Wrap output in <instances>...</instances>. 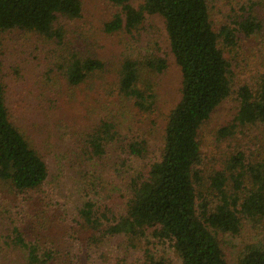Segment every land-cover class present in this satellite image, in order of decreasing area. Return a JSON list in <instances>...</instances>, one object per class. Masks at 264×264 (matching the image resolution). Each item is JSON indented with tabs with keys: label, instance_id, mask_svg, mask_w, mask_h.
Here are the masks:
<instances>
[{
	"label": "trees",
	"instance_id": "1",
	"mask_svg": "<svg viewBox=\"0 0 264 264\" xmlns=\"http://www.w3.org/2000/svg\"><path fill=\"white\" fill-rule=\"evenodd\" d=\"M110 1L121 12L104 24L109 33L131 32L142 23L144 13L161 17L170 54L180 71V95L167 116L160 160L151 163L146 173L130 175L124 213L110 220L98 214L91 201H85L76 215L90 233V241L119 234L141 240L150 234L159 242H169L181 264H227L216 233L236 235L243 220L254 225L264 221V159L252 163L241 151L229 157L224 169L205 177L206 156L199 132L225 101L233 102L235 108L230 124L219 130L220 137L264 129V66L243 73L237 54L243 39L256 36L264 47V21L250 0L229 5L226 20L218 24L211 13L213 0H142L139 9L129 0ZM81 12V0H0V32L19 30L60 42L64 31L55 26L57 21L77 19ZM63 65L62 80L69 90L82 89L104 69L99 59L77 53ZM165 67L162 58L142 63L125 60L113 85L104 92L148 113L154 94L151 88L139 87V71L146 68L161 73ZM5 90L0 76V199L4 196L14 204L20 199L29 210L27 219L15 225L3 217L9 209L0 206V226L8 230L3 243L20 255L23 264H63L53 257L55 250L43 248L39 240L26 235L47 227L43 207L34 201L41 200L50 171L41 150L12 121ZM112 117L103 115L82 133L80 159L102 160L112 154L110 149L120 139ZM124 151L141 157L146 143L129 142ZM246 171L249 176L243 184ZM146 256L149 264L167 262L165 258L154 260L149 251ZM236 264H264V244L247 243Z\"/></svg>",
	"mask_w": 264,
	"mask_h": 264
},
{
	"label": "rangeland",
	"instance_id": "2",
	"mask_svg": "<svg viewBox=\"0 0 264 264\" xmlns=\"http://www.w3.org/2000/svg\"><path fill=\"white\" fill-rule=\"evenodd\" d=\"M213 1L211 13L218 24L228 16L225 8L238 6L241 0ZM250 1L264 21V0ZM81 3L79 18H60L55 24L64 31L60 42L31 32H0V76L12 121L25 129L41 150L50 171L41 200L34 201L36 206L43 207L47 227L26 235L39 240L43 248L55 250L53 257L63 264H149L147 251L156 261L165 258L166 264H181L169 242H159L150 234L141 240L131 241L119 234L90 241V233L82 228L76 215L85 201H91L98 214L110 220L124 213L130 175L146 173L150 164L161 158L165 123L181 88L180 71L170 54L161 17L144 13L142 23L131 32L120 29L109 33L104 24L112 20L114 13L121 12L120 7L110 0H81ZM142 3L129 0L136 9ZM76 53L99 59L104 69L82 89L69 90L62 80L61 65ZM237 54L243 73L264 66V47L256 36L240 40ZM155 58L166 62L161 73L146 68L139 71V87L151 88L154 94L150 112H138L132 102L111 99L104 92L113 85L125 60L142 63ZM234 108L233 102H222L200 129L199 140L206 156L205 177L224 169L229 157L241 151L252 163L264 159V129H245L242 135L231 137L218 135L220 129L230 124ZM105 114L114 116L120 136L110 149L112 154L102 160L80 159L82 133H87ZM140 140L145 141L146 152L141 157L129 156L124 146ZM248 176L244 172L243 184ZM0 206L9 209L3 214L7 222L19 225L27 219L28 206L20 199L14 204L3 196ZM101 221L105 223L106 219ZM5 229L1 224L0 264H23L20 255L3 243L8 232ZM94 233L97 237L98 233ZM216 237L226 263L236 264L247 243L264 244V221L254 225L245 219L236 235L216 233Z\"/></svg>",
	"mask_w": 264,
	"mask_h": 264
}]
</instances>
